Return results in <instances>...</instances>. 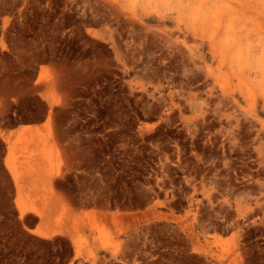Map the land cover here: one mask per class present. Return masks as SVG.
<instances>
[{
    "label": "rangeland",
    "instance_id": "374dc122",
    "mask_svg": "<svg viewBox=\"0 0 264 264\" xmlns=\"http://www.w3.org/2000/svg\"><path fill=\"white\" fill-rule=\"evenodd\" d=\"M0 264H264V0H0Z\"/></svg>",
    "mask_w": 264,
    "mask_h": 264
},
{
    "label": "crops",
    "instance_id": "0c3cea01",
    "mask_svg": "<svg viewBox=\"0 0 264 264\" xmlns=\"http://www.w3.org/2000/svg\"><path fill=\"white\" fill-rule=\"evenodd\" d=\"M42 64L39 62V63H37V67H35V76H34V78L32 79V84H31V86H32V89L33 90H38L39 92L42 90V87L40 86V84H38L37 83V79H38V76H39V72H40V66H41ZM42 125V123H40V124H34V123H32V124H28V126H30V127H32V128H35V127H40ZM15 129H18V128H15ZM14 129V130H15ZM36 229V227L35 228H33L32 230H35Z\"/></svg>",
    "mask_w": 264,
    "mask_h": 264
},
{
    "label": "bare ground",
    "instance_id": "6f19581e",
    "mask_svg": "<svg viewBox=\"0 0 264 264\" xmlns=\"http://www.w3.org/2000/svg\"><path fill=\"white\" fill-rule=\"evenodd\" d=\"M26 211H24V210H22L21 209V214H24ZM34 232H36V233H39L40 235H42V236H46L45 234H43V233H41L40 231H39V229H35V230H33Z\"/></svg>",
    "mask_w": 264,
    "mask_h": 264
}]
</instances>
